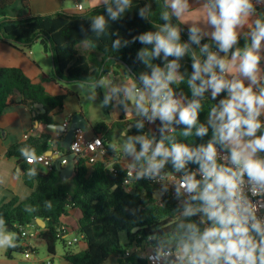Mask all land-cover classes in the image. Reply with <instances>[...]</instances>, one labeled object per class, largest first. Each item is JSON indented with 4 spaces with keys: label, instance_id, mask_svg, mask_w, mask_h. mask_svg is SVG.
Returning a JSON list of instances; mask_svg holds the SVG:
<instances>
[{
    "label": "trees",
    "instance_id": "obj_1",
    "mask_svg": "<svg viewBox=\"0 0 264 264\" xmlns=\"http://www.w3.org/2000/svg\"><path fill=\"white\" fill-rule=\"evenodd\" d=\"M16 7L18 11L28 12L31 0H0V41L21 50L39 43L44 52L51 55L54 67L50 75L42 74L35 80L19 68H0V119L11 106L23 104L34 108L35 104H43L47 112L38 111L36 119L42 125H54V115L64 109L66 98L73 95L71 86L82 84L96 91L106 74L118 67L124 68L121 62L128 66L129 70H125L130 77H138L142 81L143 75L150 76L157 67L162 71L165 69L167 73L169 63L176 61L174 72L178 79L171 82L169 87L174 97L182 96L186 100V106L194 101L199 102L196 124L189 126L179 123L178 115L169 126L160 118H155V128L148 132L140 125L141 120L137 119L134 127L127 132L131 140L146 135L154 145L163 141L166 148L173 143L186 145L193 151L206 146L213 139L214 131L213 124L208 121L211 117L209 113L229 95L228 89H224L213 99L208 87L199 95L194 94L188 83L195 72L194 62L198 60L203 66L214 50L223 55L229 51L232 54L239 51L242 56L253 41V36L247 33L237 38L227 51H223L219 41L203 38L195 30L185 27L166 0H127V3L125 0H110L106 5L86 12H56L25 18L10 15V11ZM252 9L259 11V20L264 23V6ZM165 14L167 19L164 18ZM98 18L103 19L100 26H96ZM166 25L177 29V43L185 46L184 53L179 57H165L163 51L158 56L143 55L145 51L154 52L155 41L148 43L141 37L149 33L155 35ZM83 46L94 54L84 51ZM97 55L101 56V60ZM201 76L206 78L204 72ZM194 83L199 86L202 80L198 78ZM117 96L121 98L119 108L123 110L129 101L124 100L120 93L99 95L105 116L111 114ZM123 120L122 115L117 122L101 121L92 127L95 136L103 139L107 153L114 156L115 161L109 165L102 159L91 163L88 159L80 158L76 163L75 175L67 181L61 179L56 168L41 172L26 160L47 151V135L27 137L10 148L7 154L19 158L25 183L33 191L23 202L16 196L0 200V231L15 233L14 242L8 245V258L15 252L24 251L21 229L29 230L31 227L41 230L36 238L46 243L50 257L56 256L59 242L67 246L61 221L71 209L81 213L74 232L83 236L85 247L78 252L68 250L64 256L67 264H107L114 257L117 258L116 264H148L146 259L137 256V252L125 257L127 250L148 245L154 250L176 251L179 235L184 231L180 227L182 224L194 222L201 231L209 226V223H201L200 213L192 217L183 215L189 202L196 203L189 198L160 197L157 189L146 181H135L131 187L124 185L127 170L118 163L119 157L113 151L116 134L126 129ZM200 126L208 129L204 135H197ZM185 132L188 135H184ZM262 132L264 127L257 134ZM216 147L230 152L220 143ZM59 149L66 152L61 144ZM260 159H264V151ZM186 163L188 165L181 170L183 175L200 166L195 158ZM171 169L175 170L173 162ZM36 219L45 221L46 227L42 229L33 225ZM121 232L127 235L128 243L125 246L121 244Z\"/></svg>",
    "mask_w": 264,
    "mask_h": 264
},
{
    "label": "clouds",
    "instance_id": "obj_2",
    "mask_svg": "<svg viewBox=\"0 0 264 264\" xmlns=\"http://www.w3.org/2000/svg\"><path fill=\"white\" fill-rule=\"evenodd\" d=\"M215 5L218 12L209 9L208 18L216 26L214 38L220 42L221 50L227 51L237 40L236 26L247 18L252 4L250 0H215ZM171 7L179 16L187 7L186 0H172ZM164 18L167 19V14ZM102 23L103 19L98 18L96 26ZM255 24L252 45L244 50L242 56L237 51L233 54V61L228 62L217 59L213 53L203 66L198 60L193 64L195 72L188 83L194 94L199 95L210 86L215 99L225 88L229 91L228 97L219 102V107H213L209 113L215 117L212 120L214 131L213 139L206 146L193 151L186 145L176 143L166 148L161 141L149 152L152 142L143 137L140 138L142 147L139 152L133 143L125 145L124 150L133 154L136 162H141L143 158L138 177L156 175L169 157L177 172L184 169L186 161L193 158L200 165L202 177L197 179L195 172L185 174L178 181L176 191L181 194L183 190L190 194V201L196 202H189L183 215L192 217L200 213L201 223H209V226L203 231L194 222L180 226L184 231L179 235L176 251L182 264H264V227L256 218L253 206L242 189L246 174L252 182L251 191L254 195L264 190V159L256 155L264 151V132L256 135L264 127V122L259 119L264 113V89L259 93L253 90L258 79L257 65L260 60L255 50L264 40V23L256 20ZM141 39L148 43L155 41L153 53H142L146 56H158L163 51L165 57H179L185 51V46L177 43V29L167 25L159 33H149ZM237 58L240 61L237 70L252 81L248 86L242 80L229 81L224 78V73L232 71ZM214 63L219 65L220 75L213 69ZM176 67V61H172L167 73L157 67L150 76L143 75V88L130 84L125 88V100L134 104L139 112L150 111L153 117L158 116L162 121L170 123L178 114L177 122L193 126L200 104L194 101L184 106L174 99L169 84L178 79L174 72ZM202 72L211 73L210 78L202 77ZM198 78L202 80L199 86L194 83ZM207 131L206 127L200 126L197 135H204ZM184 135H188V132ZM217 143L229 149L230 161L235 168L217 162ZM135 166L133 164L130 167Z\"/></svg>",
    "mask_w": 264,
    "mask_h": 264
},
{
    "label": "crops",
    "instance_id": "obj_3",
    "mask_svg": "<svg viewBox=\"0 0 264 264\" xmlns=\"http://www.w3.org/2000/svg\"><path fill=\"white\" fill-rule=\"evenodd\" d=\"M110 0H31L30 11L26 12L19 10L17 17L25 18L32 15H46L56 12H65L69 14H75L77 4H83L84 11H89L92 8L106 5ZM167 4L171 7L172 0H166ZM251 4L255 7H263L264 0H250ZM187 7L186 9L177 16L174 9V14L177 16L178 20L187 28L195 30L203 38L213 39V33L216 31V26L213 25L208 18V10L214 9L218 12V8L215 5V0H186ZM256 20H259V11L255 9L249 10L247 18L243 19L242 23L236 26L237 38L249 34L250 37L253 36V32L256 30ZM87 53L93 55L94 52L90 50L87 46L82 48ZM259 55L260 60L257 65V82L253 85V90L257 93L261 89H264V40H261L260 47L255 50ZM98 59L101 60V56L97 55ZM226 61H233V54H225ZM239 58H237L232 66V71L225 73L224 77L226 80L232 81L234 79L242 80L245 86H248L252 83L249 77L244 76L237 69L239 67ZM19 68L21 69L29 78L35 80L38 79L42 74L50 75L53 70V61L50 54L44 52L38 46H33L28 49L21 50L19 48L13 47L8 43L0 41V68ZM124 66L118 67L111 70L106 74L101 81L99 82V89L94 91L87 88L82 84H75L71 86L70 90L73 92L72 96H69L65 100L64 109L60 112H57L54 115L55 124L45 126L39 123L36 119L37 113L39 110L23 105L18 104L11 106L6 109L5 113L0 119V200L4 197H13L16 196L19 198L20 202L25 201L32 193V189L27 187L25 183V173L19 165V158L16 156H9L7 153L13 146L25 141L27 137H40L41 135H47L49 137V147L47 152L52 151V158L57 156H64L66 152H62L59 149V144L62 145V142L65 138L63 134L62 126L65 122H70L71 118L78 113L83 114L86 121L88 122V127L85 130H82L85 140H92L97 138L92 130V127L101 121H106L109 123H114L120 120V117L123 115L126 124V129L119 131L116 134L115 143L113 145V151L119 157L118 163L123 168H128L133 163H138L135 161V156L133 154L127 153L120 145H118V140L120 138L129 139L127 137V132L134 127V122L137 119H140L143 115L147 113L139 112L135 105L129 102V104L124 106V109L119 108L120 96L114 98V109L112 110L109 116L106 118L100 117L99 119H94L92 116V105H100L103 110L102 102L99 99V95H109L112 93H120L122 98L125 100V88L130 84L134 83L138 88H142L135 78L130 77ZM206 78H210L209 72H204ZM176 75V74H175ZM177 77V76H176ZM209 93L212 95L213 89L208 87ZM181 104L186 106L184 99L181 100ZM104 113V112H103ZM105 115V114H104ZM178 115V114H177ZM259 119L264 122V113L261 114ZM38 121V123L36 122ZM165 122V121H164ZM258 136V134L256 133ZM139 136L135 137L132 141L134 142ZM144 139L149 140L145 136H141ZM131 140V139H130ZM156 146L153 143L149 149V152L153 150V147ZM142 147V142L140 143L137 152L140 151ZM258 155V153L256 154ZM100 159L105 160L111 165L115 161L114 156L109 153L106 156L101 157ZM158 159V158H157ZM143 162V158L141 160ZM55 163V161H54ZM140 163V162H139ZM36 170L41 172H47V170L41 165H30ZM81 217V213L77 209H71L68 216L64 217L61 221V229L64 233V238L70 240L75 236H78L74 232L77 223ZM39 227V226H38ZM41 228V227H40ZM43 229V228H42ZM41 230L35 227H31L28 230L30 234H37ZM2 232V231H1ZM73 236V237H72ZM15 239V237H14ZM31 239L34 242L43 244L46 246V243L39 238H23L21 245L29 246L36 253L38 249L32 245ZM10 242L5 245V259L0 258L1 264H29V261L25 258L18 260L15 257V254H12L11 258L7 257V249ZM80 248L78 251L82 250L85 247V243L81 242ZM23 252H21V256ZM55 257V256H54ZM54 257L48 256L46 260L50 259L53 264H55ZM37 259V258H36ZM43 261V260H41ZM61 264H67L65 258L63 257V262Z\"/></svg>",
    "mask_w": 264,
    "mask_h": 264
},
{
    "label": "built area",
    "instance_id": "obj_4",
    "mask_svg": "<svg viewBox=\"0 0 264 264\" xmlns=\"http://www.w3.org/2000/svg\"><path fill=\"white\" fill-rule=\"evenodd\" d=\"M76 11L83 12L84 11L83 4H77ZM213 53L216 55L217 59L226 60L225 55L221 54L218 50H214L211 54ZM213 69L218 75L221 74V70L218 64L214 63ZM174 99L181 102V100L184 98L182 96H176L174 97ZM155 118H159V117L158 116L153 117L152 113L149 111L147 114L143 115L140 118L141 120L140 125L144 126L148 132H152L155 128L153 124ZM61 128L63 134L66 135L67 131L70 128V122H65ZM169 131H171V129ZM216 148H217V162L219 164H224L226 166L235 168V165H233L230 161V152L225 151L220 147H216ZM71 152L76 154V156L78 157V161L80 160V158H85L88 159L91 163L101 160L100 159L101 157L106 156L108 154L102 138L97 137L92 140H85L82 131H77L71 145ZM26 160L31 165L43 166L47 171H52L55 168L54 159L50 156H47L45 153L40 154L38 156H30ZM142 163L143 162L133 163L136 165L135 167H130L131 165H133L131 164L128 168H126L127 178L124 181V185L126 187H131L135 181H146L148 184H150L151 186L157 189V195L160 197L164 195H170L174 198L177 197L185 198V199L189 198L190 194L183 192V190L181 191V194H177L176 191L178 187V181L182 179L184 176L181 171L179 172H177L176 170L167 171L164 168H162L159 171V173H157L154 176L151 174H145L138 177L137 173L141 171ZM64 164H66V161H64ZM187 165L188 163H185V166ZM109 168L110 170H113L112 166H109ZM129 172H131V175H129ZM192 172L196 173L197 179H200L203 175V173L200 171V166L193 168ZM243 180H244V183L242 185L243 193L247 197L248 201H250L251 205L253 206L256 218L261 221L262 227H264V190H261L260 193L254 195L253 192L251 191L253 187L252 182L249 180L246 174ZM21 231L23 238L37 237V234H30L26 229H21ZM62 235L66 245L69 247L84 242L82 235L75 236L70 240L64 238L63 232ZM258 238L259 237H257V239ZM24 248L25 249L23 251V255L24 258L29 261V264H53V262L50 259L43 261L36 259L35 252L29 246H24ZM142 248L144 249L141 250V249L129 248L126 252L125 257H130L134 252H137L141 254V258L147 260L148 264H182V261H180L178 257L177 251L154 250L150 248L148 245H145Z\"/></svg>",
    "mask_w": 264,
    "mask_h": 264
},
{
    "label": "rangeland",
    "instance_id": "obj_5",
    "mask_svg": "<svg viewBox=\"0 0 264 264\" xmlns=\"http://www.w3.org/2000/svg\"><path fill=\"white\" fill-rule=\"evenodd\" d=\"M18 13V8H14L13 10L10 11V15L11 16H16ZM35 46H38V48H42V46L39 44V43H36ZM43 49V48H42ZM92 116L94 117V119H99L100 117H103V118H106L108 120V118L104 115L103 113V110H102V107L100 105H96V104H93L92 105ZM214 116H211L208 121L210 123H212V120H214ZM166 125L169 126V122L165 121ZM141 136H139L134 142L130 139H123V138H120L118 140V145L121 146V148L125 149V145L129 142L133 143L136 150L138 149L140 143H141V140H140ZM155 148V146L153 147V149ZM259 155L258 158H260V154L261 152H258ZM158 160L161 159V157H157ZM171 162H172V158L169 157L168 160L165 162L163 168L167 171H172L171 169ZM14 237H15V233L14 232H11V231H8V230H2V232L0 231V258H3L5 260H7L5 258V245H7L6 243L10 242H14ZM73 237V236H72ZM120 239H121V244L123 246H125L127 243H128V240H127V235L125 232H121L120 233ZM31 243L33 246H35L37 249H38V253H36V258L38 260H46V258H48L49 254H48V251H47V248L45 245L43 244H39V243H36L33 241V239H31ZM80 248V245H74L72 247H69V246H65L62 242H59L57 244V254L56 256L54 257L55 259V264H61L63 262V257L65 256L66 252L68 250L72 251V252H78ZM144 249V248H141V250ZM15 254V257L20 260L24 257L21 256V253H14ZM137 256L141 257V254L139 253H136ZM23 255V254H22ZM116 261H117V258L114 257L113 259H111L107 264H116ZM1 264V263H0Z\"/></svg>",
    "mask_w": 264,
    "mask_h": 264
},
{
    "label": "water",
    "instance_id": "obj_6",
    "mask_svg": "<svg viewBox=\"0 0 264 264\" xmlns=\"http://www.w3.org/2000/svg\"><path fill=\"white\" fill-rule=\"evenodd\" d=\"M198 43L200 46H202L201 41H199ZM227 54L230 55L231 52L229 51V52H227ZM121 63L127 68V70H129L128 66L125 63H123V62H121ZM53 67H54V64H53ZM164 72H165V69H164ZM134 78L140 85L143 86V81H141L138 77H134ZM35 107L41 113L47 112L43 104H35ZM36 122L38 123V121H36ZM87 127H88V122L86 121L83 114L78 113V114H75L71 118L70 128L67 131L65 138L62 142V147L67 151V154L64 156L54 157L55 168L60 172L61 179L63 181H67L75 175L76 163L78 161V157L76 156L75 153L71 152V145H72L73 139H74L77 131L85 130ZM46 155L52 157L53 152L49 151V152H47ZM64 161H66V164H64ZM33 225H37L41 228L46 227V223L42 219H36L33 222Z\"/></svg>",
    "mask_w": 264,
    "mask_h": 264
}]
</instances>
